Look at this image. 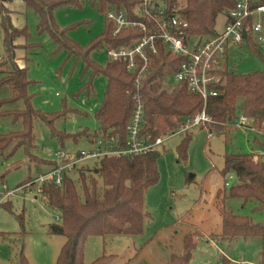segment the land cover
I'll return each mask as SVG.
<instances>
[{
    "label": "rangeland",
    "instance_id": "rangeland-1",
    "mask_svg": "<svg viewBox=\"0 0 264 264\" xmlns=\"http://www.w3.org/2000/svg\"><path fill=\"white\" fill-rule=\"evenodd\" d=\"M0 5V79L12 72V60L20 68L26 65L28 79L34 81L28 88L32 106L46 115L61 114L51 123L39 117L33 120L35 147L30 151L20 147L8 158L0 156V198L4 191L2 184L6 190L14 191L0 205V232L7 234L5 238L0 237V264H19L22 245L29 264H56L66 238L48 231L49 225L61 223L56 221L60 211L46 204L39 192L44 183L40 177L54 168L52 163L58 160L56 152L75 157L80 151L93 148L91 138L78 136L75 140L63 134L99 131L96 114L103 103L108 79L103 74L94 75L91 69L85 70L81 58L69 55L49 31L39 29L38 15L23 0ZM226 13L227 10L217 17L216 32L223 30ZM53 18L59 29L65 30V35L84 50L105 31L104 18L91 1H84L80 6L58 7ZM10 21L14 27L26 28L28 33L27 38L21 36L14 41L12 57L5 52L1 27ZM90 58L100 67L110 61L104 48L93 50ZM229 65L230 71L237 74L264 72V61L247 50L235 52ZM162 75L156 82L160 83L161 90L171 93L175 83L170 67ZM88 84H92L89 94L85 88ZM10 96L9 88L3 86L0 99ZM237 104L240 108L242 99ZM3 108L8 107L4 105L0 111ZM241 114L238 111L236 115ZM21 128L20 121L10 116L0 117V134ZM212 128L216 134L210 138L204 127L189 132L191 138L185 159L180 158L177 147L186 134L166 139L157 160L159 180L144 196L143 232L89 237L83 246L84 263L89 264L105 254L115 256L109 264H166L170 255L182 254L184 236L196 232L193 256L188 264H220L223 256L237 264H260L262 238H222L219 201L239 182L230 170L234 178L229 186L225 185V156L254 154L253 157L263 158L264 137L250 128L235 127L232 122L225 123L222 129ZM96 165L97 160L87 159L67 172L75 183L80 203L85 200L83 182L93 194L95 179L98 196L103 194L102 179L94 172ZM27 182L29 187H24ZM225 205L236 215L264 224V207H257L254 200L245 202L228 196Z\"/></svg>",
    "mask_w": 264,
    "mask_h": 264
},
{
    "label": "trees",
    "instance_id": "trees-1",
    "mask_svg": "<svg viewBox=\"0 0 264 264\" xmlns=\"http://www.w3.org/2000/svg\"><path fill=\"white\" fill-rule=\"evenodd\" d=\"M15 0H0V3ZM27 8L33 9L39 17V29L50 32L57 45L76 58H81L85 70L91 69L95 74H103L108 79L103 103L96 117L100 122L99 131L90 134L87 130L77 135L63 134V137L78 136L86 138L113 139L115 145L124 146L127 135V125L132 117L136 93L135 75L127 69V64L121 61H109L104 67L91 60L90 54L99 48H116L128 45L133 38L140 36L139 31H125L113 35V25L106 19L110 7L123 6L130 10L131 4L137 0H23ZM84 1H91L101 13L105 22V31L87 49L80 48L60 30L54 21L55 9L63 5L80 6ZM169 13H178L188 23L186 28L189 36H206L216 33V19L225 10L232 8L236 0H163ZM0 5V13H1ZM4 35V49L12 57L14 41L21 36L27 38L26 28L14 27L11 21L1 26ZM7 62V61H5ZM3 62V63H5ZM178 59L170 56L161 47L160 53L154 58L151 72L142 84V97L145 105V125L143 133L156 139L174 131L188 118L194 117L203 109L204 101L196 93L189 91L184 84L174 85L171 93L161 90L156 79L163 77V72L170 67V74L177 68ZM1 63V64H3ZM13 70L0 79L2 87L9 88L11 96L0 99V117L10 116L14 121H20L21 130L0 134V156L8 158L20 147L30 151L35 147L33 120L42 118L52 122L61 114L46 115L36 110L31 104L32 96L28 92L34 81L28 79L27 66L20 68L12 60ZM224 83L219 95L210 97L206 112L212 117L215 128L222 129L225 123L232 122L238 111L254 120V125L264 137V72L237 74L223 71ZM170 75V76H171ZM169 82L170 78H169ZM92 84L85 86L87 93L91 92ZM242 99L240 108L238 100ZM240 109V110H238ZM62 113V112H61ZM191 134L186 133L178 145L181 159H185ZM264 148V142H263ZM9 153V154H7ZM161 150L151 151L143 155L105 156L97 160L94 172L103 182V194L97 193V181L93 180L94 192L89 193L83 182L85 200L80 203L77 188L71 177L64 175L63 183L57 185L50 180L44 181L41 194L47 205L60 211V224H51L49 233L66 238L62 245L56 264H86L83 261V246L91 236H112L119 234L138 235L144 230L146 217L144 196L147 189L159 180L157 160ZM254 154H229L225 156L226 176L232 170L238 183L228 194L229 197L248 201H256L259 208L264 207V157L254 161ZM264 156V153H263ZM80 157V152L76 154ZM40 160V159H39ZM45 162V161H44ZM52 165L55 167L56 162ZM16 167V165H12ZM84 177L83 172H81ZM28 183V182H27ZM221 192L218 191V196ZM224 196L219 201L222 219V238L233 240L239 237H260L264 240V224L254 223L251 219L234 214L226 208ZM22 220V218H20ZM24 231L21 233L23 234ZM20 234V233H19ZM6 233L0 232L5 238ZM188 233L184 236L183 252L172 254L166 264H188L193 256L195 236ZM114 255H102L89 264H109ZM19 264H29L21 246ZM220 264H237L223 256ZM260 264H264V248L261 251Z\"/></svg>",
    "mask_w": 264,
    "mask_h": 264
},
{
    "label": "built area",
    "instance_id": "built-area-1",
    "mask_svg": "<svg viewBox=\"0 0 264 264\" xmlns=\"http://www.w3.org/2000/svg\"><path fill=\"white\" fill-rule=\"evenodd\" d=\"M106 19L113 25L114 36L125 31L137 30L140 33L128 45L104 48L110 61L125 62L128 71L135 75V108L126 128L125 144L118 146L113 139L99 136L91 141L92 149L80 151V157H73L62 151L56 152V166L40 177L42 181L50 180L61 185L64 175L81 161L98 160L105 156H137L158 151L167 138L189 133L195 128L204 127L208 138L212 137L216 134L211 129L215 127V123L206 112L207 101L221 93L220 87L224 83L222 73L224 70L230 71L229 64L233 54L247 50L264 61V0H236L234 6L227 10L223 30L206 36H189L186 31L187 21L178 13H169L163 0H137L131 4L130 10L124 6H113L108 9ZM161 47L179 61L172 74L175 85H186L189 91L202 97L204 105L199 113L183 121L178 129L152 139L151 135L143 133L145 105L141 89ZM232 123L235 127H247L259 132L254 120L243 113L236 115ZM262 159L253 157L254 161ZM233 178L228 173L225 185L229 186ZM24 187H29V182ZM2 188L4 191L0 205L14 192L6 190L5 184H2ZM59 220L60 216H57L56 221Z\"/></svg>",
    "mask_w": 264,
    "mask_h": 264
}]
</instances>
